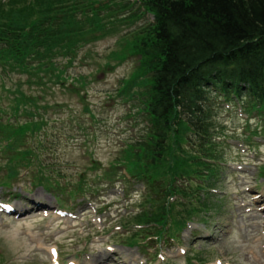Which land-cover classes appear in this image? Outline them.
<instances>
[{"label": "rangeland", "instance_id": "obj_1", "mask_svg": "<svg viewBox=\"0 0 264 264\" xmlns=\"http://www.w3.org/2000/svg\"><path fill=\"white\" fill-rule=\"evenodd\" d=\"M99 1L112 4L100 13L107 32L61 58L53 78L0 69V264H90L109 248L101 264H125L124 254L126 264H264V112L227 102L213 112L214 155L198 159L214 166L213 178L199 177L198 152L188 168L198 176L177 181L183 192L169 193L176 187L161 169L153 184L132 174L128 152L151 138L148 75L131 51L153 17L137 0ZM19 91L36 100L23 107L40 128L16 147L5 126L27 122L13 113ZM181 146L192 158L193 141ZM38 177L52 186L36 185ZM34 197L52 209H3L30 208ZM149 209L159 215L152 222Z\"/></svg>", "mask_w": 264, "mask_h": 264}, {"label": "trees", "instance_id": "obj_2", "mask_svg": "<svg viewBox=\"0 0 264 264\" xmlns=\"http://www.w3.org/2000/svg\"><path fill=\"white\" fill-rule=\"evenodd\" d=\"M108 2L0 0V69L35 75L42 72V77L53 78L61 58L76 56L82 46L107 32L108 23L100 13L112 5ZM137 2L145 15L153 17L134 36L131 51L138 56L141 73L148 75L146 112L151 139L143 148L128 152L129 161L134 159L129 168L137 176L143 171L152 184L158 182L156 173L163 170L166 186L176 187L169 192L174 195L184 191L178 179L198 176L189 175L192 172L188 170L197 152L199 177L213 178L216 173L213 165L198 159L214 155L208 151V146L212 148L208 142L218 107L239 103L247 110L264 112V0ZM18 95L13 113L27 114V122L5 126L12 131L16 147L27 133L40 128H33L40 122L34 119L35 111L23 107L36 105V100L23 91ZM182 128L189 135L183 134ZM185 139L192 140L196 150L190 159L178 152ZM36 179L38 184L52 186L41 177ZM143 216L147 222L159 217L152 209Z\"/></svg>", "mask_w": 264, "mask_h": 264}, {"label": "bare ground", "instance_id": "obj_3", "mask_svg": "<svg viewBox=\"0 0 264 264\" xmlns=\"http://www.w3.org/2000/svg\"><path fill=\"white\" fill-rule=\"evenodd\" d=\"M36 195H40V194L37 193ZM30 202H31L30 208H24L23 206L19 204H15L13 206V209L10 210L9 212L13 214L23 215L29 211H39V210L46 209V208L52 209V206L49 205L47 201L42 200V199H38L34 197L32 200H30ZM257 216H259V218L261 217L260 215H257ZM262 217L264 218V216ZM70 228H72V226H70ZM39 244L42 245L43 241L39 240ZM49 250L51 252H54V248H49ZM114 251L115 250H113L112 248H109L99 255L89 256L90 257L89 262L90 264H94L95 262L96 264H101L102 262H106V260H108L111 257ZM123 261L125 262V264L128 261V256L126 254L123 255ZM56 264H59L58 261H56Z\"/></svg>", "mask_w": 264, "mask_h": 264}]
</instances>
